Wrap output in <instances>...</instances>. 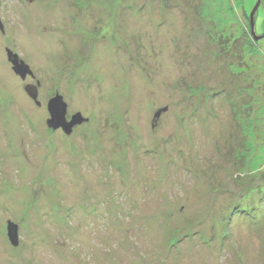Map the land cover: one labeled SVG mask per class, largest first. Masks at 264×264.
I'll return each mask as SVG.
<instances>
[{
  "label": "rangeland",
  "instance_id": "obj_1",
  "mask_svg": "<svg viewBox=\"0 0 264 264\" xmlns=\"http://www.w3.org/2000/svg\"><path fill=\"white\" fill-rule=\"evenodd\" d=\"M257 4L0 0V264H264Z\"/></svg>",
  "mask_w": 264,
  "mask_h": 264
},
{
  "label": "water",
  "instance_id": "obj_2",
  "mask_svg": "<svg viewBox=\"0 0 264 264\" xmlns=\"http://www.w3.org/2000/svg\"><path fill=\"white\" fill-rule=\"evenodd\" d=\"M260 4L261 2L260 0H258V4L251 14V30H252V35L256 41L264 39V35L261 37H257L255 34L254 17L256 15L258 8L260 7ZM0 30L4 33V25L1 21V18H0ZM7 58L9 63L12 65V69L16 76L21 78L23 81H26L28 77L35 79V75L31 67L23 60H21L18 54L10 50H7ZM39 88H40V83H38L36 86L28 85L25 88V91L28 97L31 100H33L38 107H41V102L39 101ZM68 110H69V105L66 103L64 97L57 94L54 98H52L49 101L47 105V111L50 115V119H48L47 121V127L50 129L54 128L55 130L62 127L64 129V132L70 135L73 132V128L76 125L82 124L84 122V119L82 118V114H78L75 117H73V121H69ZM167 111L168 109H163L158 111L155 115L156 120H159L162 114L166 113ZM8 236L11 244L14 247H17L19 245V232H18V227L14 223L9 222Z\"/></svg>",
  "mask_w": 264,
  "mask_h": 264
},
{
  "label": "trees",
  "instance_id": "obj_3",
  "mask_svg": "<svg viewBox=\"0 0 264 264\" xmlns=\"http://www.w3.org/2000/svg\"><path fill=\"white\" fill-rule=\"evenodd\" d=\"M249 37H250V39L253 40V42L256 41V40L254 39L252 33H251V35H250ZM256 42H257V41H256ZM237 43H239V44H240L239 46H241V47H240V50H241V51L244 50V44H245L244 40H243V41L239 40Z\"/></svg>",
  "mask_w": 264,
  "mask_h": 264
},
{
  "label": "flooded vegetation",
  "instance_id": "obj_4",
  "mask_svg": "<svg viewBox=\"0 0 264 264\" xmlns=\"http://www.w3.org/2000/svg\"><path fill=\"white\" fill-rule=\"evenodd\" d=\"M18 232H19V227H18Z\"/></svg>",
  "mask_w": 264,
  "mask_h": 264
}]
</instances>
